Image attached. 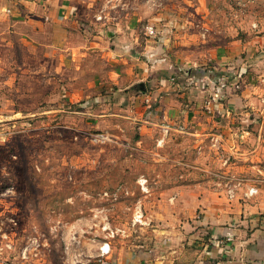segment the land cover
I'll return each instance as SVG.
<instances>
[{
    "label": "rangeland",
    "instance_id": "374dc122",
    "mask_svg": "<svg viewBox=\"0 0 264 264\" xmlns=\"http://www.w3.org/2000/svg\"><path fill=\"white\" fill-rule=\"evenodd\" d=\"M72 2L84 18L83 37L95 31L108 41V60L115 36L133 43L134 56L145 43L157 48L152 59L172 61L178 82L171 77L176 86L148 111L155 100L140 89L105 91L113 71L119 86L136 69L123 60L113 67L106 51L85 64L71 57L66 68L45 52L2 50L6 264H96L108 243L118 252L155 248L158 238L177 234L186 240L179 232L191 234L185 223L204 219L198 205L214 199L210 192L230 200L227 191L238 183L236 192L264 191V0ZM189 84L200 90L190 92ZM197 108L203 115L189 117Z\"/></svg>",
    "mask_w": 264,
    "mask_h": 264
},
{
    "label": "crops",
    "instance_id": "0c3cea01",
    "mask_svg": "<svg viewBox=\"0 0 264 264\" xmlns=\"http://www.w3.org/2000/svg\"><path fill=\"white\" fill-rule=\"evenodd\" d=\"M76 6L77 4L72 0H0V53L2 50L13 52L16 47L36 55L38 52H45L47 59L58 58L62 67L69 68L71 57L80 64L83 60L85 64L92 59L98 49L106 51L108 41L103 40L95 31L83 37V34L88 33L83 31L84 18L77 12ZM110 40H114L116 47L110 48V60H108L107 51L103 57H107L113 67H117L119 61L123 60L124 64L134 66L136 69L126 70L129 77H126V81L119 86L120 74L118 71H113L115 75L109 79L113 83L105 86L108 88L105 91L110 94L124 90L125 95H130L140 89L145 95L155 100L148 111L160 109L157 99L160 100L173 86H176V83H173V86L170 84L172 78H176L175 81L178 82L177 76L175 77L176 68L172 61L161 59L158 55L155 58H160L159 61L152 59V53H156L157 48L146 47L145 43L142 45L139 56H134L132 53L134 45L130 43L131 41L120 44L117 36ZM160 48L158 46L159 51L163 50ZM154 62L168 63L169 66L156 69L153 68L154 65L152 66ZM152 71H155V74H152ZM202 81L205 80L201 79L199 82ZM189 85L190 92L200 90V87ZM204 88L209 89L210 84ZM176 89L177 87L173 90ZM145 99L147 101L149 98H144V102ZM195 99L189 98L187 103L192 104ZM147 112L142 114L148 115ZM199 113L203 115L197 108L189 117ZM146 124L155 125L156 123L147 122ZM156 125L162 127L164 131L167 128L174 129L164 124ZM246 190L243 192L239 190L236 192L235 199L230 200L210 192L214 199L210 203H207V199H203L198 205L199 208H204V219L185 223V233L191 234L185 235L179 232L182 235L180 239L187 236L186 240L175 239L178 234L166 238L167 240L163 238L164 240L160 241L158 238L155 248L154 245L146 250L137 251L122 248L118 252L112 250L106 257L102 256L103 245L98 253L96 264H215L216 262L264 264V191L258 189V194L249 198L243 195ZM200 204L203 207H200ZM206 208L209 209L206 210ZM200 225L203 227L199 228ZM223 239L225 242H222ZM227 239L232 241H226ZM0 264L6 263L0 260Z\"/></svg>",
    "mask_w": 264,
    "mask_h": 264
},
{
    "label": "built area",
    "instance_id": "2783aa9c",
    "mask_svg": "<svg viewBox=\"0 0 264 264\" xmlns=\"http://www.w3.org/2000/svg\"><path fill=\"white\" fill-rule=\"evenodd\" d=\"M147 32H148V34L150 33V34H153V33H155V30H154V28L152 27V26H149L148 28H147ZM239 187H241V183H238V184H236V186H231L229 189H228V191H227V194H228V197L230 198V199H235V195H236V190L239 188ZM256 194H258V189H257V187H255V186H249L248 188H247V190L244 192V196L245 197H253L254 195H256ZM224 240V239H223ZM226 241H232V239H227ZM222 242H225V240L224 241H222ZM111 251H112V248H111V245L108 243V244H105L104 246H103V248H102V256L103 257H106L107 255H109L110 253H111ZM215 264H222L221 262H216Z\"/></svg>",
    "mask_w": 264,
    "mask_h": 264
}]
</instances>
